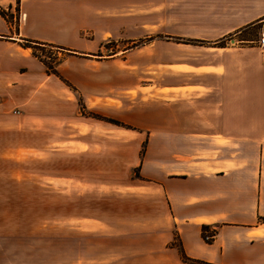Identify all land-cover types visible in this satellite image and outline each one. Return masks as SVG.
<instances>
[{"label": "crops", "instance_id": "1", "mask_svg": "<svg viewBox=\"0 0 264 264\" xmlns=\"http://www.w3.org/2000/svg\"><path fill=\"white\" fill-rule=\"evenodd\" d=\"M71 1L0 0V8L15 20L10 23L0 14V43L54 42L58 37L46 32L49 25L62 29L58 43H64L70 30L53 18L70 14ZM210 6L220 16L207 19L203 31L208 36L177 42L182 46L175 53L162 54L158 98L139 94L128 119L119 113L145 131L158 127L151 140L158 155L149 152L136 161L139 176L128 172L126 182L109 186L107 181L80 180L85 194L97 191L95 199H104L98 193L105 187L113 190L110 202L81 211L79 218L89 235L112 239L110 264H193L171 245L175 237L194 260L264 264V49L259 36L245 34L264 19V0H210ZM61 71L64 76L70 70ZM9 82L19 93V70L0 69L4 140ZM89 94L98 96V90L83 91ZM15 123L10 125L19 132ZM14 144L17 153L19 137ZM7 153V146L0 147V163ZM204 226L216 232L209 241ZM14 236L19 237V219L0 227V237Z\"/></svg>", "mask_w": 264, "mask_h": 264}, {"label": "rangeland", "instance_id": "2", "mask_svg": "<svg viewBox=\"0 0 264 264\" xmlns=\"http://www.w3.org/2000/svg\"><path fill=\"white\" fill-rule=\"evenodd\" d=\"M70 5V14L53 18L70 30L67 39L58 43L62 29L46 26L58 39L42 41L39 59L24 41L21 47L0 43V69L19 70V93L8 84L9 127L0 139L8 152L0 163V227L19 219V237H0V249L8 250L0 253V264H110L112 239L89 235L79 218L81 211L110 202L113 190L105 187L98 193L104 199H95L97 191L85 194L80 180L126 182L128 172L139 176L136 161L149 152L158 155V145L151 144L158 127L137 128L126 120L128 110L139 94L158 98L162 54L175 53L182 46L177 42L203 40L209 16H220L210 0H72ZM260 29L261 23L245 34L258 37ZM46 66L56 67L73 90ZM62 68L70 70L68 76ZM89 89L98 96H84ZM177 244L175 237L171 245Z\"/></svg>", "mask_w": 264, "mask_h": 264}, {"label": "trees", "instance_id": "3", "mask_svg": "<svg viewBox=\"0 0 264 264\" xmlns=\"http://www.w3.org/2000/svg\"><path fill=\"white\" fill-rule=\"evenodd\" d=\"M0 14L10 23H12V19H13V15L9 12H7V10L5 9H2L0 8ZM201 41V40H200ZM25 44H26V47H30L32 48L33 52L32 54L37 57L39 59V54H37V51H38V48L41 47L42 45H45L44 42H40V41H34V40H30V39H25ZM55 46V45H53ZM56 47L58 48H62L61 46H57ZM60 62L62 61V59L59 60ZM43 62V61H42ZM59 64V63H58ZM46 65V63H45ZM47 70L46 72L48 74H54L58 77H60L66 84H68L67 80L62 77V75L60 74L59 70L56 68V67H53V68H49L48 66H46ZM95 116V115H94ZM97 119H101V120H108L106 119L104 116H99V115H96L95 116ZM110 122H114L115 124H118V125H123L120 121L118 120H109ZM208 231V227L207 226H204L203 227V236L205 235V232ZM216 232H214V235H215ZM178 248H179V251L181 253V257L183 259V261L185 262H190V263H193V264H210V263H206V262H203V261H199V260H194V259H191L189 257H187V255L184 253L181 245L178 243L177 244Z\"/></svg>", "mask_w": 264, "mask_h": 264}, {"label": "built area", "instance_id": "4", "mask_svg": "<svg viewBox=\"0 0 264 264\" xmlns=\"http://www.w3.org/2000/svg\"><path fill=\"white\" fill-rule=\"evenodd\" d=\"M260 22H261V29H260L257 42L259 46L264 49V19H262ZM213 237H214V230H208L205 232V235H204L205 240L209 241Z\"/></svg>", "mask_w": 264, "mask_h": 264}]
</instances>
